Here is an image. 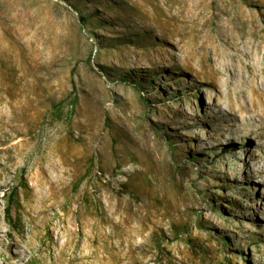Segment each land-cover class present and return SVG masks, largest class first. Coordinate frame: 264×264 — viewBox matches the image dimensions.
<instances>
[{
    "label": "rangeland",
    "instance_id": "374dc122",
    "mask_svg": "<svg viewBox=\"0 0 264 264\" xmlns=\"http://www.w3.org/2000/svg\"><path fill=\"white\" fill-rule=\"evenodd\" d=\"M34 222L29 264L64 225L66 264H264V0H0L4 244Z\"/></svg>",
    "mask_w": 264,
    "mask_h": 264
},
{
    "label": "bare ground",
    "instance_id": "6f19581e",
    "mask_svg": "<svg viewBox=\"0 0 264 264\" xmlns=\"http://www.w3.org/2000/svg\"><path fill=\"white\" fill-rule=\"evenodd\" d=\"M33 218L37 222H38V220H40L39 216H37V215H35ZM62 218L64 219V221H67V222H70V220H72L71 216H69V215L67 216L66 213L63 214ZM37 222H34V224H32L30 226V230H29L30 240L28 242H26L27 243L26 246H22L20 241L13 236L11 237V240L8 244H4L2 237H1L2 229L0 227V257L3 258L4 264H17V261L24 260L26 255L28 254L29 250L31 251L35 247V241L34 240L36 238ZM80 222L81 223L79 224V226L84 227V224L82 225V223H84V222H82L81 219H80ZM62 228H63V232H68V238L64 241V243L62 241V246L59 248L57 253H54V256H53L54 260H53L52 264H66L65 263V256L67 255V253L64 251L63 247L72 243L71 236L75 235V233H76V231L72 230L67 225H64ZM6 234L9 236L8 232H6ZM55 242L58 244L61 243V242H59V239H56ZM53 244H54V242H53ZM11 248H14V250L13 249L11 250ZM5 249L10 250V253L5 254L4 253ZM80 257L83 258V256H80ZM24 264H29V263H27V261L24 260Z\"/></svg>",
    "mask_w": 264,
    "mask_h": 264
},
{
    "label": "trees",
    "instance_id": "16d2710c",
    "mask_svg": "<svg viewBox=\"0 0 264 264\" xmlns=\"http://www.w3.org/2000/svg\"><path fill=\"white\" fill-rule=\"evenodd\" d=\"M80 19L83 21V22H86V21H89L88 18L84 15L81 14L80 16ZM133 84L135 85H139L140 87L144 88V82L142 79H138L136 80L134 78V81H133ZM16 189V188H15ZM16 194V190H12L11 192V195H10V199L9 201L12 203L14 201V195ZM7 212L10 214V207L7 209ZM11 221H14L13 218H12V214H11Z\"/></svg>",
    "mask_w": 264,
    "mask_h": 264
}]
</instances>
